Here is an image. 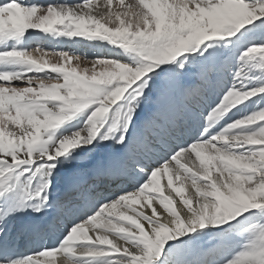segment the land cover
<instances>
[{
    "label": "bare ground",
    "instance_id": "obj_1",
    "mask_svg": "<svg viewBox=\"0 0 264 264\" xmlns=\"http://www.w3.org/2000/svg\"><path fill=\"white\" fill-rule=\"evenodd\" d=\"M117 42L165 59L212 43L168 80L221 84L256 127L211 112L194 140L179 109L158 138L145 123L177 92L128 95L153 70ZM261 44L264 0H0V235L34 251L14 264H264Z\"/></svg>",
    "mask_w": 264,
    "mask_h": 264
},
{
    "label": "rangeland",
    "instance_id": "obj_2",
    "mask_svg": "<svg viewBox=\"0 0 264 264\" xmlns=\"http://www.w3.org/2000/svg\"><path fill=\"white\" fill-rule=\"evenodd\" d=\"M91 1L96 2L97 0H91ZM77 15L80 16V13H76V15H74L73 18L78 19L79 17ZM86 19L91 20L92 18L90 17V18H86ZM29 29H30V31L33 30V28H29ZM240 32H241V30H240ZM247 36H248V32L243 30L240 33L241 41L244 40L246 42ZM41 43H44V41L40 40L39 44H37V45H41ZM117 43L121 46V47H117L118 48L117 52L120 53V55L122 57H124V55H126V52L131 53L133 55H138V53H141V57L145 58V61L147 63V67L150 66L151 70H153V72L150 73L149 78H147V79H145L139 83L134 84L132 86V90L130 91V93L128 95L135 94V92H137L140 87L141 88L147 87V89H148V87L150 86V83H152V82H156L157 88H159L163 91L170 92L171 89H173L172 90L173 92L174 91L177 92V93H174L172 96L170 95V97L165 96L166 98L162 99V101L165 102V104L167 105L165 110L162 108H159V107L156 108V110L151 113L149 120L145 123L146 129L157 130L160 133H163V134L158 133V135H157L158 138L163 139V140L169 139L168 136L164 134V131L166 129L165 128L166 127L165 122H166L167 116L171 118V121L178 120L182 115L180 113L179 109L184 111V117H185L186 121L189 122V123H186L183 126V128L189 129L190 137L193 138L194 140L197 139V137H198V135H197L198 128L201 125L209 123V121L207 120L208 116L213 121V118L210 115L211 112L214 113V115H216L217 117H219L221 119L226 118V114H225V112H226L228 115H230L234 119V121H237L241 124H244L248 120V119H244L242 117H238V115H237L238 105L234 104L232 102V97H225L223 95V86L221 84H215V85H212L210 87H200L198 85L196 86V84H198L196 80L192 79L191 81H189L188 79H185L186 81H183L182 84H180V86L178 88V83L174 84L175 81L173 80V82H172L173 85H172L171 82L168 80L167 74H169L172 78L180 79V80L183 79L185 76H189L187 74V72H188V70L192 71L191 66L181 67V65L188 59H192L193 62L200 64L203 60L204 53L211 50L212 43L203 44L201 47H198L196 45L192 48H187L186 50L178 51L170 59L169 58L165 59V57L159 52V50L163 48L162 46H154V47L153 46L152 47L151 46H144L143 47L144 49H142V51H141L140 47L138 48L135 46H130V49H127L126 46L122 42H117ZM109 45L111 47L117 46V45L110 43V42H109ZM218 45L220 47L221 44H218ZM261 45H263V47H264V44H261ZM36 47L37 46H34L31 49L35 50ZM48 47H50V46H48ZM50 52H52L53 54L56 53V55L61 54L59 50H54V49H51ZM65 53L68 54V51H65ZM143 55H144V57H143ZM82 56H84V53H82L80 57H82ZM90 57L91 58L86 57L85 61H98V58H99V60H102V56H100V57L90 56ZM95 58H97V59H95ZM180 60H182L181 63L179 65L176 64ZM39 64L41 66H43L41 63H39ZM43 67L54 68L52 66H43ZM147 67H145V69ZM178 69L180 70V72L178 71ZM154 71H159L160 74L154 73ZM3 79H4V77H3ZM41 79L45 80L47 78L42 77ZM183 83H185V84H183ZM188 83H191V85L190 86L187 85ZM208 88H209V92L206 93ZM179 93H182L183 95L179 94ZM183 96L185 98L192 97L191 99H194L196 102L194 101L195 103H193V102L192 103L191 102L186 103L185 101H181V97H183ZM92 100H91L90 107L95 108L97 106L98 98L92 99ZM169 112H171V113H169ZM168 113H169V115H168ZM107 116H108V114H107ZM163 119H165V120H163ZM171 121H168V124L171 123ZM215 124H217V123H215ZM244 125H248L252 128H255L257 125V122L253 123V124H244ZM181 137L182 136H179L178 138H181ZM196 144H198V143L195 142L191 146H195ZM38 147H37L38 149H42L41 148L42 146H38ZM263 234H264V228H263Z\"/></svg>",
    "mask_w": 264,
    "mask_h": 264
}]
</instances>
